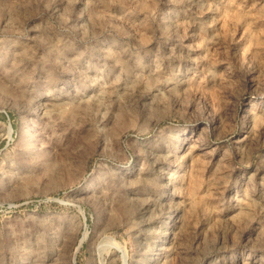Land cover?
<instances>
[{
	"label": "rangeland",
	"instance_id": "1",
	"mask_svg": "<svg viewBox=\"0 0 264 264\" xmlns=\"http://www.w3.org/2000/svg\"><path fill=\"white\" fill-rule=\"evenodd\" d=\"M0 264H264V0H0Z\"/></svg>",
	"mask_w": 264,
	"mask_h": 264
}]
</instances>
